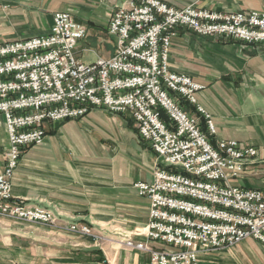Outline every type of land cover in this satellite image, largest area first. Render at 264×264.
<instances>
[{
    "label": "built area",
    "instance_id": "2783aa9c",
    "mask_svg": "<svg viewBox=\"0 0 264 264\" xmlns=\"http://www.w3.org/2000/svg\"><path fill=\"white\" fill-rule=\"evenodd\" d=\"M179 28L261 44L264 11L125 0L112 9L108 23L114 54L93 61L77 55L88 27L69 11H57L46 33L0 42V114L8 130L0 172V218L58 225L52 210L13 196L23 153L45 141L48 123L80 119L94 108H106L129 112L158 158L152 179L135 183L138 194L149 200L148 222L137 232L142 238L127 236L126 246L150 253V264H201V254L248 238L264 244V188L235 182L258 150L239 140L214 143L210 138L217 133L216 124L197 100L205 86L170 66ZM185 101L199 116L185 109ZM67 227L105 238L87 223Z\"/></svg>",
    "mask_w": 264,
    "mask_h": 264
},
{
    "label": "crops",
    "instance_id": "0c3cea01",
    "mask_svg": "<svg viewBox=\"0 0 264 264\" xmlns=\"http://www.w3.org/2000/svg\"><path fill=\"white\" fill-rule=\"evenodd\" d=\"M124 1L41 0L42 20L51 14L54 22L57 11L85 19L88 33L79 42L77 55L83 60L85 52L111 57L115 39L108 23L112 9ZM164 1L179 8L197 4L221 11H264V0ZM42 30L23 35L48 32ZM170 66L205 86L197 100L216 124L217 133L210 136L214 143L235 139L257 148L258 155L235 182L264 188V43L246 44L179 28ZM184 107L199 116L191 103L185 101ZM201 121L207 132L206 120ZM46 132L42 144L24 151L12 193L27 205L52 210L59 223L44 226L0 218V264H150V253L125 245L127 236L142 238L137 232L148 222L149 200L138 194L135 183L152 179L158 159L150 143L141 140L131 114L94 108L81 119L48 123ZM5 151L0 147V172ZM73 222L90 224L105 238L72 232L67 225ZM102 256L105 260L99 261ZM200 262L264 264V244L248 238L203 253Z\"/></svg>",
    "mask_w": 264,
    "mask_h": 264
},
{
    "label": "rangeland",
    "instance_id": "374dc122",
    "mask_svg": "<svg viewBox=\"0 0 264 264\" xmlns=\"http://www.w3.org/2000/svg\"><path fill=\"white\" fill-rule=\"evenodd\" d=\"M40 4H41V0H0V42L13 40L16 37L22 38L24 37L23 33L31 34L30 32L33 33L35 29L41 31L42 27H44V30L49 31L53 24L52 15L49 14L48 16H46V19L44 18V22H43L42 17L44 14V10H43L44 7L40 6ZM21 14H26V16H21ZM76 19L80 22L81 21L84 22L86 25L88 24L83 18L82 19L76 18ZM32 35H36V33ZM97 57L98 55L95 53H89V52L84 53V60L96 59ZM5 126H6V120L0 121V147L2 148V150H6L8 146V130H7V126L5 129ZM141 140L143 139L141 138ZM157 163L158 162H156V166ZM4 219H9L11 221L26 222L30 224H41L44 226L47 225L39 222H29L24 220H16L12 218H4Z\"/></svg>",
    "mask_w": 264,
    "mask_h": 264
},
{
    "label": "trees",
    "instance_id": "16d2710c",
    "mask_svg": "<svg viewBox=\"0 0 264 264\" xmlns=\"http://www.w3.org/2000/svg\"><path fill=\"white\" fill-rule=\"evenodd\" d=\"M93 253H95V252H98L99 253V250L98 249H93V251H92ZM101 253V252H100ZM105 259L103 258V256L100 258V260L99 261H104Z\"/></svg>",
    "mask_w": 264,
    "mask_h": 264
}]
</instances>
